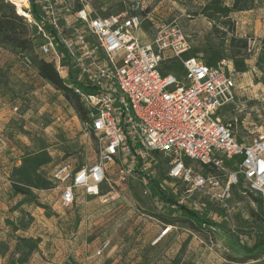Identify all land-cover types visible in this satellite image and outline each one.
I'll use <instances>...</instances> for the list:
<instances>
[{"label": "rangeland", "instance_id": "1", "mask_svg": "<svg viewBox=\"0 0 264 264\" xmlns=\"http://www.w3.org/2000/svg\"><path fill=\"white\" fill-rule=\"evenodd\" d=\"M133 1L85 4L107 16L127 11ZM144 1L154 21H145L139 32L145 43L153 41L158 28L177 27L190 47L185 58L206 63L202 51L208 46L229 51L233 36L247 41L236 58L246 62L245 75L237 76V104L222 117H249L264 127V0H252L249 10L219 21L201 14L212 0ZM25 10H31L29 0ZM255 39L257 46L250 52ZM163 72L183 81L177 59L167 58ZM239 134L246 135L241 127ZM97 153V141L86 133L71 101L42 80L34 66L28 67L21 52L0 47V264H8L12 255V264H264V257L252 260L264 242V223L254 217L258 206L250 194L243 196L236 188L227 208L207 195L195 198L202 211L194 213L216 231L201 228L177 210L164 214L159 202L143 196L140 178L114 184L117 179L111 173L116 167L108 175L113 189L110 183L102 189L106 198L80 193L71 209H57L54 203L63 189H54L52 175L67 165L73 171L90 166ZM14 181L29 188L33 197L17 195ZM156 186L154 182L153 191ZM259 215L264 217V207ZM165 226L173 230L157 242ZM21 239L37 242L38 249L31 252ZM107 242L110 248L97 256Z\"/></svg>", "mask_w": 264, "mask_h": 264}, {"label": "built area", "instance_id": "2", "mask_svg": "<svg viewBox=\"0 0 264 264\" xmlns=\"http://www.w3.org/2000/svg\"><path fill=\"white\" fill-rule=\"evenodd\" d=\"M35 3L39 18L26 10L30 16L25 19L37 29L36 51L73 87L88 113L86 133L98 145L92 165L79 171L67 165L52 175L54 189H63L54 203L57 209H71L80 193L106 198L102 189L111 174L117 185L142 179L143 196L159 202L164 214L200 213L197 195L227 208L235 188L264 205V127L249 117H222L238 100L239 73L232 61L208 66L201 58H185L190 47L177 27H160L145 43L139 32L145 21H154L144 0L107 16L93 12L85 0ZM256 46L257 39L249 51ZM167 58L181 63L183 81L164 74ZM23 61L33 67L27 54ZM200 226L216 231L207 223ZM172 230L165 226L157 242ZM109 248L107 242L96 255Z\"/></svg>", "mask_w": 264, "mask_h": 264}, {"label": "trees", "instance_id": "3", "mask_svg": "<svg viewBox=\"0 0 264 264\" xmlns=\"http://www.w3.org/2000/svg\"><path fill=\"white\" fill-rule=\"evenodd\" d=\"M36 0H29L31 5V15L37 20L39 18ZM252 0H233L231 6L224 4L222 0H212L201 12L207 18L212 20H221L229 19L232 14L241 13L250 9V3ZM38 35L37 29L28 25L26 19L23 16H20L15 6L12 3L5 2L0 0V47L8 48L14 52H21L22 54H27L30 57V60L35 67L39 77L51 84L56 90L64 94L65 98L74 105L80 120L83 123L87 122V110L80 102L79 98L74 94L73 87H69L63 82L57 73L54 66L44 59L39 58L36 55V48L38 44ZM230 50L226 51L224 49H216V46L210 45L206 50L202 51L205 53L204 59L208 66H215L223 60H229L233 62L236 72L245 73L246 72V62L245 60L237 61V56L241 55V48H247V41L239 39L236 36H233L230 39ZM201 53V51H197ZM227 54V55H226ZM164 74H167L164 73ZM12 188L17 195L23 197H33V193L29 188L20 187L14 181L12 183ZM253 202L258 206V212L254 213V217L258 218L264 223V217L259 215V212L263 210V202L250 195ZM187 219L193 223L200 224L202 219L195 214L194 212L186 209L185 211ZM196 228V227H194ZM29 250L35 251L38 249L37 242H34L30 239H21ZM262 248L260 255L252 256V260H258L264 257V242L259 246ZM5 258V257H3ZM15 259V256L12 255L8 259V264H12V261ZM22 262V261H21Z\"/></svg>", "mask_w": 264, "mask_h": 264}, {"label": "bare ground", "instance_id": "4", "mask_svg": "<svg viewBox=\"0 0 264 264\" xmlns=\"http://www.w3.org/2000/svg\"><path fill=\"white\" fill-rule=\"evenodd\" d=\"M16 7L17 12L20 16L28 18L30 15L25 9L28 8V0H10Z\"/></svg>", "mask_w": 264, "mask_h": 264}, {"label": "crops", "instance_id": "5", "mask_svg": "<svg viewBox=\"0 0 264 264\" xmlns=\"http://www.w3.org/2000/svg\"><path fill=\"white\" fill-rule=\"evenodd\" d=\"M139 37H140V35H139ZM141 38V37H140ZM142 39V38H141ZM242 75H245V73L244 74H242ZM238 96H239V94H238ZM6 180V179H5ZM7 181H8V178H7ZM51 181V180H50ZM2 184V183H1ZM88 258H92V256L91 257H86V260L88 259Z\"/></svg>", "mask_w": 264, "mask_h": 264}]
</instances>
